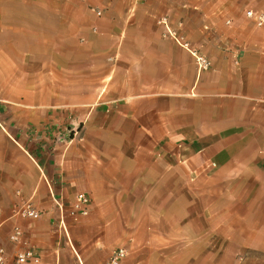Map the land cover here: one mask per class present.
Here are the masks:
<instances>
[{"label":"crops","instance_id":"1","mask_svg":"<svg viewBox=\"0 0 264 264\" xmlns=\"http://www.w3.org/2000/svg\"><path fill=\"white\" fill-rule=\"evenodd\" d=\"M247 11L264 0H0L4 264L21 247L38 264H103L115 225L137 222L117 207L193 225L172 247L190 264H264V24ZM80 192L103 232L67 224ZM23 202L40 215L15 214ZM120 231L128 253L142 250Z\"/></svg>","mask_w":264,"mask_h":264},{"label":"rangeland","instance_id":"2","mask_svg":"<svg viewBox=\"0 0 264 264\" xmlns=\"http://www.w3.org/2000/svg\"><path fill=\"white\" fill-rule=\"evenodd\" d=\"M70 131L71 132L65 131L66 136L72 135V133L74 135V131L73 130ZM87 194L91 197L90 193ZM67 201H66V205H67ZM71 206L72 204L67 208V214L69 217L68 216L66 217V222L67 224H69L70 222L72 225H77L80 227V228L76 227V229L78 230L76 234L79 238L87 237L92 231H96V230H100V232L104 231L103 228L107 226L105 224L91 225L90 223H87L89 213L86 216L78 215L75 213L71 215L70 214ZM100 208L101 207H99V210L102 211L103 209ZM116 209L120 212V214L130 215L131 218L135 219L137 222L132 223L130 225H125V224L115 225L116 242L114 246L116 247L119 245L123 246L122 245L123 241L119 240V237L121 235V231H120L121 227H125V228L128 227L131 233L130 238L135 239V237H137L138 241L141 242V244L144 243L143 239H146L148 235L152 236L155 241L152 247L148 245L140 246L141 245L140 244L137 247H142L139 248L142 249L141 251L138 250L134 251L135 249L132 248L131 253L127 252L128 255L127 258L129 264H190L189 263L190 257L184 254H179V255L175 254L174 253L175 250L172 249V247H176L178 245L187 246L189 243L192 242V240H190L191 239L190 237L193 235L192 232L193 225H186L182 223L177 224L175 225L178 226V230L176 231V230H172L171 228L172 225L169 223H161L157 221V223L145 224L138 222L146 219L147 216H151V218L153 219L154 217H156V219L162 218V220L165 219V217L169 219L170 212L167 209H159V208L144 209L139 207H135V208L117 207ZM179 219H181V217ZM84 222L87 224L82 225V223ZM66 228L68 229V225H66ZM172 238L175 239L173 246L171 244Z\"/></svg>","mask_w":264,"mask_h":264},{"label":"built area","instance_id":"3","mask_svg":"<svg viewBox=\"0 0 264 264\" xmlns=\"http://www.w3.org/2000/svg\"><path fill=\"white\" fill-rule=\"evenodd\" d=\"M97 16L101 15V11L96 6L91 7ZM246 16L252 19L257 25L264 24V13H256L253 11H247ZM166 30L169 34H173L170 30L167 21L162 20ZM195 56L196 64L199 69H206L210 66L209 61L203 55L193 53ZM91 203V198L87 193L80 192L74 197V201L71 206L70 214H78L86 216L89 212V205ZM58 207H61V203H57ZM15 214L20 215L24 218L34 219L40 215V211L34 209L29 202L21 203L15 210ZM75 217V216H74ZM9 240L12 243L21 242V230L18 227H14L11 234L9 235ZM127 256V249L123 246H118L113 248L108 258L103 264H120L121 261ZM15 261L19 264H38L40 262L39 256L36 254L32 247H21L15 254ZM0 264H4V249L0 247Z\"/></svg>","mask_w":264,"mask_h":264}]
</instances>
